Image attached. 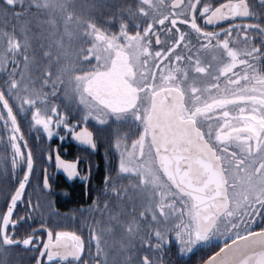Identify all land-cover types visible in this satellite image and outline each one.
<instances>
[{"label":"snow or ice","instance_id":"snow-or-ice-1","mask_svg":"<svg viewBox=\"0 0 264 264\" xmlns=\"http://www.w3.org/2000/svg\"><path fill=\"white\" fill-rule=\"evenodd\" d=\"M0 264H264V0H0Z\"/></svg>","mask_w":264,"mask_h":264},{"label":"flooded vegetation","instance_id":"flooded-vegetation-1","mask_svg":"<svg viewBox=\"0 0 264 264\" xmlns=\"http://www.w3.org/2000/svg\"><path fill=\"white\" fill-rule=\"evenodd\" d=\"M54 143L59 146L60 145V141H54ZM60 151L62 153V155L64 156V158L66 159H73L75 157V155H77V149L75 146V142L71 141L70 138L66 139L63 142V147L60 148ZM93 161L96 164L100 165V168L96 171V176L97 178L100 175V170L103 169V149H101L100 154L98 156H93ZM54 171V169H53ZM95 182V181H94ZM73 192H74V196L71 200H65L63 198H60L58 200V204L57 206L60 208L61 212H65L68 209L76 206L77 201L79 200V195H80V187H79V183L77 182V184L73 185Z\"/></svg>","mask_w":264,"mask_h":264}]
</instances>
